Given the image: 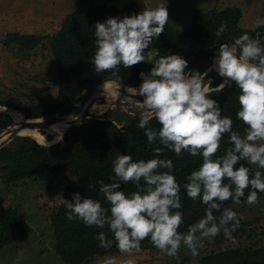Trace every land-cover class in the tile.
<instances>
[{
  "label": "clouds",
  "instance_id": "1",
  "mask_svg": "<svg viewBox=\"0 0 264 264\" xmlns=\"http://www.w3.org/2000/svg\"><path fill=\"white\" fill-rule=\"evenodd\" d=\"M168 23L167 0L139 13L95 23L91 63L97 73L110 72L118 83L122 80L121 65L126 69L140 63L152 65L148 73H139L142 83L138 88L126 87L129 95L120 99V104L125 110L129 105L140 110L136 127L143 130L148 144L158 141L162 147L154 148L153 158L147 161H134L128 154L115 158L112 182L97 181L107 208L99 200L79 193H73L70 200L58 196L69 222L79 220L99 229L107 225L112 239L100 231L96 236L99 247L107 250L115 242L118 251L129 256L140 252L141 242L146 239L172 258L177 257L181 246L197 257L201 240L215 238L221 231L235 243L232 233L240 226L238 213L227 207L221 211L222 205L232 200L237 205L243 202L251 206L258 203V193L264 192V174L240 163L247 161L264 169V43L245 32L233 42L221 44L213 68L222 83L213 88L212 79H206L208 72L188 70V61L182 56H161L158 49L145 53L152 41L164 34ZM256 25L264 26V19H257ZM226 31L227 22L222 21L215 36L222 37ZM233 84L240 90L236 116L246 126L243 134L233 130L232 118L222 116L219 103L211 98V92L223 91ZM135 96L142 100L133 99ZM152 120L158 129L150 126ZM52 128L58 131L55 125ZM226 135L230 146L224 155H217ZM62 138L61 133L51 142L45 140L43 146L51 147ZM166 149L177 158L185 152L202 157L199 168L185 178L183 188L188 198L206 206L205 215L189 225L186 232L179 231L184 216L180 211L181 185L173 174V161L160 158ZM122 182L134 184L136 190L127 194L119 190ZM217 212L218 217L214 214ZM103 264L118 261L110 255ZM119 264L137 262L128 258Z\"/></svg>",
  "mask_w": 264,
  "mask_h": 264
},
{
  "label": "trees",
  "instance_id": "2",
  "mask_svg": "<svg viewBox=\"0 0 264 264\" xmlns=\"http://www.w3.org/2000/svg\"><path fill=\"white\" fill-rule=\"evenodd\" d=\"M140 6L130 2L124 7L93 6L89 9H78L64 16L56 31L50 34L16 31L6 34L3 45H16L26 50L37 48L46 43L53 57L56 70V93L52 99L46 98L44 93L31 92L25 95L26 101L19 97L1 98L0 107L14 110L20 119L46 117L70 104L84 89L103 80L115 81L110 72L97 73L91 63L95 52V23L104 22L109 17H124L132 13H139ZM242 12L239 8H225L222 10H196L192 14L189 27L175 29L167 24L164 34L152 41L148 50H159L161 56L178 54L188 61V70L203 73L212 63L215 54L223 43H231L243 33L247 32L264 43V26L255 29L240 27ZM222 21L227 22V31L222 37H216L215 32ZM152 65L137 64L131 68L120 66L118 83L124 87H137L142 82L139 73H148ZM220 84L214 81L212 87ZM239 88L233 84L223 91L211 92V98L217 100L222 116H230L233 120V130L245 131V125L237 119L239 110ZM142 100L141 98H139ZM70 112L63 111L60 116ZM74 128L66 132L61 142L51 147H44L29 136H16L0 149V177L5 184L16 186L25 181L36 180L43 176L46 179L64 173L69 177V184L63 190V198L71 199L73 193L99 200L107 208L108 203L99 192L103 180L111 183L114 176L113 161L119 154L131 155L133 160L147 161L153 158V149L162 147L157 142L147 143L142 129L136 127L139 116L126 113L121 107L108 108L99 115L85 114ZM13 124L9 114L0 112V134ZM150 126L159 128L155 120ZM50 138L51 136L48 135ZM230 145L227 135L221 144L217 155H224ZM160 158H168L174 164V176L181 185L180 197L184 224L179 231L186 232L187 227L205 215V205L200 201H193L187 197L183 185L186 177L197 170L202 163V157H193L187 152L182 158H177L174 152L165 150ZM241 164L257 171L247 161ZM239 165H237L238 167ZM143 183V182H142ZM126 194L135 191L132 183H121V189ZM251 189H246L245 198ZM264 192L258 193V196ZM242 198V201L243 199ZM59 204V203H58ZM235 203L226 201L222 209L230 208ZM240 205H247L241 203ZM217 217L219 212L214 213ZM67 211L60 205L50 216L54 248L56 254L64 264H88L91 260L101 256L122 254L116 248L115 242L110 249L99 247L96 239L100 231L105 232L109 239L112 233L107 225L104 229L86 226L82 221L69 222ZM250 222H241L233 236L244 234ZM29 235L26 224L16 208L9 207L0 212V250L8 245L25 240ZM217 240H220L218 238ZM158 250L149 240L141 242V251ZM187 264H264V247L226 248L211 252Z\"/></svg>",
  "mask_w": 264,
  "mask_h": 264
},
{
  "label": "rangeland",
  "instance_id": "3",
  "mask_svg": "<svg viewBox=\"0 0 264 264\" xmlns=\"http://www.w3.org/2000/svg\"><path fill=\"white\" fill-rule=\"evenodd\" d=\"M130 2L138 3L141 12L163 0H0V97H19L26 101L25 95L32 91L44 93L48 99H52L56 93V70L49 46L42 43L37 48L26 50L16 45H3L6 34L16 31L50 34L57 30L64 16L75 10L110 5L121 8ZM228 7L241 10L239 25L242 28H258L257 19H264V0H167L168 24L175 29H185L189 27L194 11ZM148 64L140 63L142 66ZM98 106L97 112L88 114L99 115L106 108H115H104L101 103ZM127 109L137 115L140 111L132 105ZM252 166L264 174V169ZM68 184L69 177L64 173L48 179L41 176L16 186L5 184L0 177V212L10 206L16 208L29 232L25 240L0 250V264H64L54 248L50 216L57 210L58 196L63 194ZM230 208L238 213L241 222H250L246 233L237 235L235 243L225 238L221 231L215 238L201 240L202 247L197 257H193L184 246H181L176 258L159 250L134 252L131 256L125 253L113 256L117 258L118 264L128 258L135 259L137 264H187L229 247H264V194L254 205L234 204ZM107 257H96L88 264H103Z\"/></svg>",
  "mask_w": 264,
  "mask_h": 264
},
{
  "label": "bare ground",
  "instance_id": "4",
  "mask_svg": "<svg viewBox=\"0 0 264 264\" xmlns=\"http://www.w3.org/2000/svg\"><path fill=\"white\" fill-rule=\"evenodd\" d=\"M139 86H137V88ZM95 93H96V96L94 98L89 97L88 99L85 100L82 106V111H87V112L94 114L95 112L98 111L99 103H101V105H103L105 108L106 106H111L110 103L115 102V101L120 102V99H122L124 96L129 95V93H127L125 89H121L120 87H117L116 85L108 81L102 82L99 85H97L95 88ZM118 93H120V98H117ZM139 98L140 96L133 97V99L135 100H140ZM77 107H78V101L75 100L72 104V110H74V108H77ZM0 110H3V108L0 107ZM69 113L70 114H68L67 117L63 118V120L58 122L57 124H54L52 122L51 123L50 122H40L36 120L35 121H24V119L18 118L14 111L10 112V117L14 121V127L18 128L19 135L30 136L35 141L41 144H44L45 140L47 142H51L56 138L57 135L61 133L63 136L68 126V123L71 120H73L72 117L77 116V115L75 116L76 114L75 112L73 113L69 112ZM53 125L56 126L58 131L53 130L52 128ZM48 134H51L50 138H48L49 137Z\"/></svg>",
  "mask_w": 264,
  "mask_h": 264
},
{
  "label": "water",
  "instance_id": "5",
  "mask_svg": "<svg viewBox=\"0 0 264 264\" xmlns=\"http://www.w3.org/2000/svg\"><path fill=\"white\" fill-rule=\"evenodd\" d=\"M208 72V76L206 77V79H212V81H219L220 83H222V78L217 74V72L215 70H213V61L212 63L210 64V66L205 70ZM204 71V72H205ZM105 81H108V82H111L113 83L114 85H116L117 87H120L121 89H126V87L122 86V85H118V83H115L113 81H109V80H103V81H100L98 83H95L94 85H92L91 87L87 88V89H84L79 95H77L73 101L66 105L65 107L57 110L56 112H54L53 114L49 115V116H46V117H43V120L42 122H52L54 124H57L58 122L62 121L63 118L65 117H62L60 116V114L65 111V110H69L70 108V111L71 113L75 112V116L78 117V119H73L71 120L69 123H68V126L66 128V131L64 132V134L68 131H70L72 128H74L82 119H84L86 117L85 114H88L90 112H87V111H82V106L85 102L86 99H88L89 97H92L94 98L96 96V93H95V88L97 85H99L100 83L102 82H105ZM215 88V87H214ZM142 99V97H140ZM77 100L78 101V107L77 108H74V110H72V104L73 102ZM111 106H119L121 107L126 113L128 114H131L128 109L125 110L124 107L121 106L120 102H112L110 103ZM3 110H0V112L2 113H7L10 115V112L14 111V110H11V109H8L5 107H2ZM108 108L104 109V112L107 110ZM41 118V117H40ZM40 118H33V119H25L24 118V121H40ZM63 134V136H64ZM16 136H21L19 135V132H18V128L14 127V121H13V124L11 126H9L6 130H4L1 134H0V149H2L6 144H8L14 137ZM30 137V136H29ZM39 143V142H37ZM41 144V143H39ZM44 145V144H42ZM53 145V144H52Z\"/></svg>",
  "mask_w": 264,
  "mask_h": 264
}]
</instances>
